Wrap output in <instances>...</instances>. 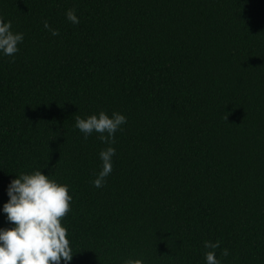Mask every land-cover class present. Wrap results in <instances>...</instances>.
Returning <instances> with one entry per match:
<instances>
[{"label": "trees", "instance_id": "16d2710c", "mask_svg": "<svg viewBox=\"0 0 264 264\" xmlns=\"http://www.w3.org/2000/svg\"><path fill=\"white\" fill-rule=\"evenodd\" d=\"M0 17L24 34L0 54V228L9 183L41 170L73 197L70 264H206L205 241L264 264V0H0ZM101 111L127 123L96 188L109 145L75 123Z\"/></svg>", "mask_w": 264, "mask_h": 264}, {"label": "clouds", "instance_id": "9594fccd", "mask_svg": "<svg viewBox=\"0 0 264 264\" xmlns=\"http://www.w3.org/2000/svg\"><path fill=\"white\" fill-rule=\"evenodd\" d=\"M67 21L73 25L80 23L75 9L65 13ZM44 28L53 36L59 31L51 28L44 21ZM24 41V34L12 30L11 21L0 17V54L15 58L20 51L19 45ZM127 123V117L119 112L109 116L101 111L85 118H76L75 127L87 139L93 133L104 144L109 145L99 153L102 168L92 184L101 188L106 178L113 171V157L116 149L115 137L122 125ZM8 201L4 203L2 212L6 214L11 228H0V264H70L73 258L67 228L62 226L63 219L71 211L72 195L69 186L61 184L45 175L41 170L22 173L16 176L7 186ZM204 247L212 249L205 254L206 264H222L217 258L215 249L220 242L205 241ZM222 255L227 257L229 252L224 249ZM122 264H144L142 259H126Z\"/></svg>", "mask_w": 264, "mask_h": 264}]
</instances>
